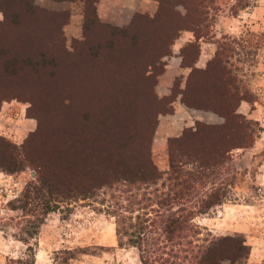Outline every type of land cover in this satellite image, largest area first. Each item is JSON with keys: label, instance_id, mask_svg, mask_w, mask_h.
I'll return each mask as SVG.
<instances>
[{"label": "rangeland", "instance_id": "rangeland-1", "mask_svg": "<svg viewBox=\"0 0 264 264\" xmlns=\"http://www.w3.org/2000/svg\"><path fill=\"white\" fill-rule=\"evenodd\" d=\"M124 1L32 0L37 16L35 49L39 46L52 56L54 48L47 41L61 36L71 52L60 60L61 68L83 62L92 72L84 94L72 99L57 95L55 84L63 80L64 72L53 62L14 75L1 68L15 52L17 37L12 26H0V264L23 255L24 240L36 248V264H56L64 250L75 253L69 264H138L137 249L120 245L115 220L99 200L62 203L43 215L33 188L41 158L52 157L57 119L74 121L82 109L97 115L105 109L114 115L119 106L147 116L154 130L151 155L162 170L169 166L166 129L181 124L177 109L190 115L191 124L184 128L198 120L225 126L209 140L215 147L221 145V152L232 144L246 145L226 153L223 163L212 170L226 197L197 221L215 236L243 234L251 246L243 264H264V0H207L189 17L194 23L196 13L203 14L197 42L190 29L169 33L181 24L183 5L156 15L158 0ZM99 2L100 20L111 27L94 16L93 7ZM137 5L136 12L146 17L139 18L134 28L138 35L134 43L133 32L122 35L112 27L129 24ZM4 16L0 2V21ZM34 52L40 54V49ZM201 54L208 60L198 66ZM182 64L200 69L191 73ZM223 65L225 75L220 71ZM227 75L237 87L234 95L230 89V95L224 93L221 82ZM83 76L87 79L88 72ZM187 83L189 95L204 97L208 103V97L227 99L240 118L226 122L223 112L187 106L181 97ZM240 96L244 99L239 101Z\"/></svg>", "mask_w": 264, "mask_h": 264}, {"label": "trees", "instance_id": "trees-1", "mask_svg": "<svg viewBox=\"0 0 264 264\" xmlns=\"http://www.w3.org/2000/svg\"><path fill=\"white\" fill-rule=\"evenodd\" d=\"M158 1L160 6L156 15L177 5H183L186 10L184 14L178 11L181 24L169 33L177 35L182 30L190 29L195 33V41H199L203 14L199 12L197 15V12L194 23L189 21V17L194 14V10H201L207 0ZM0 2L5 12L0 26H12L17 37L14 39L17 45L15 52L3 61L1 68L14 75L24 73L27 69L35 72L38 66L53 62L57 70L64 72L63 80L55 84L57 95L73 96L71 99L81 93L83 95L82 88L87 89L88 80L93 78L92 72L88 68L86 70L85 65L82 66L83 62L61 68L60 60L71 54L63 37L55 35L47 41L54 48L52 56L39 46L35 49L37 16L32 0ZM16 2L21 4L19 9L13 7ZM93 12L101 25L111 27L109 23L101 22L96 6ZM143 17H146L145 14L135 12L129 24L113 26L112 32L122 35L133 32L131 38L136 43L138 35L134 28L139 24V18ZM85 40L87 43L88 40ZM37 49H40V54L34 52ZM209 62L204 70L209 68ZM182 66L190 67L191 73L200 69L195 64ZM220 71L225 75L226 67L223 65ZM86 72L87 79L83 78ZM223 80L224 93L230 95V89L234 95L237 87L232 84L229 75L224 76ZM24 83L26 85L28 81ZM187 87L188 83L181 92L182 101L187 106L223 112L227 117L226 122L240 118L227 99L218 101L208 97L207 100L217 102L208 103L204 97L189 95ZM238 99L240 101L244 97ZM62 100L67 101L68 98ZM71 104L73 101L67 103L70 107ZM217 107H222V111ZM243 122H238L239 127H242ZM55 126L52 157L41 158L33 182L43 215L59 209L62 203L80 199L99 200L115 220L120 245L137 249L138 264L246 262L251 246L243 234L215 236L197 221L200 215L208 213L226 197L225 191L217 186L212 170L223 163L226 153L236 147L246 146L232 144L224 152H221V145L213 146L209 141L211 134L225 126L198 120L194 126L184 128L181 135L170 137L169 166L164 170L158 167L151 155L154 130L149 126V119L132 108L125 110L119 106L114 115L111 112L107 114L105 109L98 115L82 109L74 121L70 117L68 121L57 119ZM211 146L215 150H211ZM24 241L27 244L26 251L20 257L9 258L7 264H36V248L27 240ZM60 253L65 256H61L59 263L56 259V264H69L75 257L74 251L64 250Z\"/></svg>", "mask_w": 264, "mask_h": 264}, {"label": "crops", "instance_id": "crops-1", "mask_svg": "<svg viewBox=\"0 0 264 264\" xmlns=\"http://www.w3.org/2000/svg\"><path fill=\"white\" fill-rule=\"evenodd\" d=\"M121 2H127V1H124V0H121ZM102 3H98V5H97V12H98V14H99V17H101V15H100V5H101ZM137 9H138V5H137V7H135L133 10H132V13H131V16H130V19L132 18V16H133V14L137 11ZM114 22V21H113ZM117 24H124V23H121L119 20L118 21H115ZM208 59H205L204 57H203V54H201V56L199 57V62L197 63L198 64V66H202V65H204L205 64V62L207 61ZM202 61H204V63L202 62ZM178 63L180 64L181 63V58H180V60L178 61ZM188 114V112L187 113H185V112H183L181 109H177V115L178 116H181L182 117V119H181V124L179 123V125H178V127H177V125H169L168 126V128L166 129L168 132V136L167 137H171V136H177V135H179V130L180 129H184V126H189V124H191V122H190V115L188 116L187 115Z\"/></svg>", "mask_w": 264, "mask_h": 264}]
</instances>
